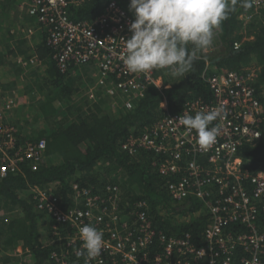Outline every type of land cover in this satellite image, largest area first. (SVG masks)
Wrapping results in <instances>:
<instances>
[{"label":"built area","instance_id":"2783aa9c","mask_svg":"<svg viewBox=\"0 0 264 264\" xmlns=\"http://www.w3.org/2000/svg\"><path fill=\"white\" fill-rule=\"evenodd\" d=\"M72 2L19 0L16 3L24 19L28 23L34 19L35 23L23 25V32L27 29L30 37L36 32L35 28L46 33L47 45L53 51L60 72L66 73L76 66L81 71L85 67H96L94 86L109 95L114 110L132 109L150 85L160 90L170 86L158 74L159 70L142 74L127 69L125 44L131 36L129 27L134 19L116 0L108 1L105 11L92 21L80 22L69 16ZM251 2L255 10L264 7V0ZM248 17L252 15L247 12L241 15L242 20ZM21 30L12 27L10 33L17 34ZM220 33L219 28L215 30L213 45L203 52V58L222 49ZM29 36L24 35V39ZM239 47L240 42H235L234 49ZM33 53L17 55L16 61L24 70L30 69L25 67L29 63L43 64ZM246 74L224 70L208 75L211 94L208 100H190L180 111L168 112L143 133L131 135L122 143V149L131 154L140 149L154 151L159 155L153 160L158 171L165 176L177 175L167 183L174 201L184 200L192 193L204 201L209 220L201 246L193 242L190 233L167 237L158 232L143 203L138 205L133 221L135 227L128 223L119 226V187L109 186L111 196L103 198L76 181L72 182L74 197L77 202L84 200V208L64 209L55 191L57 183L33 189L37 209L54 218L49 242L66 245L76 254L83 247L79 229L91 225L100 227L98 230L103 232L104 247L90 264H264V169L255 173L245 170L240 154L244 145L256 144L264 136V103L253 85L257 80L255 69ZM1 84L3 82L0 83V177L18 173L24 164L37 170L45 161L47 140L22 141L12 118L21 103L18 92L16 89L6 92ZM163 108H168L166 102ZM216 108L224 113L223 119L213 122L220 125L221 132L216 143L203 150L198 145L195 130H188L178 118L185 112L194 116L198 111ZM189 155L193 158L183 163ZM199 157H205L208 166L198 163ZM183 219L190 217L186 215ZM67 226L73 228V232L66 231ZM157 238L162 251H155L149 257L148 249ZM68 254L53 252L52 259L56 264H70ZM80 258L82 261L78 264H84V257Z\"/></svg>","mask_w":264,"mask_h":264},{"label":"trees","instance_id":"16d2710c","mask_svg":"<svg viewBox=\"0 0 264 264\" xmlns=\"http://www.w3.org/2000/svg\"><path fill=\"white\" fill-rule=\"evenodd\" d=\"M108 1L73 0L69 5V16L76 22L92 21L105 11ZM116 1L135 19L129 10L130 0ZM246 12L252 15L247 23L241 18ZM219 29L221 50L208 58H203L205 54L201 53L191 71L182 77H173L166 70H159L158 74L170 85L168 88L160 90L150 85L132 109L117 110L112 108L109 95L101 89L93 98L82 95L88 83L86 85V81L81 79L79 68L74 66L66 73L60 72L53 59V51L47 45L46 33L42 32L36 45L30 48L42 61L41 67L30 69L23 76V81L16 79L6 83L7 86L1 84L8 92V88L23 83L21 99L25 96L27 99L12 117L17 134L22 141L46 138L47 148L45 161L37 170L24 164L18 173L0 177V251L15 249L22 244L27 255L32 257V264H56L52 259L53 252L69 253L70 264L82 261L66 245L46 244L45 240L52 236L51 226L55 222L46 211L37 209L33 192L36 187L46 188L57 183L55 191L64 209L84 208L83 199L75 200L72 189L75 181L103 198L111 196L109 186L119 187V226L128 223L135 227L133 221L138 205L143 203L158 232L165 233L167 237L190 233L196 245L204 243L203 231L209 220L204 201L193 193L184 200L174 201L167 183L177 175L165 176L158 171L153 160L159 155L154 151L140 149L131 154L122 149V143L131 135L143 133L168 112L180 111L188 101L208 100L211 94L206 78L218 71L234 70L247 75L249 70L255 69L257 80L253 85L264 103V7L255 10L252 5L244 10L237 6ZM235 42H240L239 49H234ZM25 43V39H18L16 47L1 53L0 71L3 68L7 72L10 67H16L20 75L23 68L16 59L18 54H28ZM85 73L82 71L81 74ZM164 102L167 109L163 108ZM24 108L32 115L31 118L22 114ZM31 119L33 123L29 131L24 123H30ZM240 154L245 170L255 173L264 169V136L256 144L244 145ZM190 158L193 156H187L183 163ZM197 162L208 166L205 157H199ZM186 215L189 220L183 219ZM66 231L73 232V228L67 226ZM155 251H162L158 238L148 249L149 257Z\"/></svg>","mask_w":264,"mask_h":264},{"label":"clouds","instance_id":"9594fccd","mask_svg":"<svg viewBox=\"0 0 264 264\" xmlns=\"http://www.w3.org/2000/svg\"><path fill=\"white\" fill-rule=\"evenodd\" d=\"M239 6L252 7L251 0H130L129 10L134 14L130 24L131 36L126 39L124 63L132 73L166 70L173 77L190 72L198 53L213 45L214 33L229 13ZM220 108L187 112L178 120L188 130H195L201 149L208 150L220 135L223 119ZM83 247L77 257L90 264L101 255L103 232L91 225L79 229Z\"/></svg>","mask_w":264,"mask_h":264},{"label":"crops","instance_id":"0c3cea01","mask_svg":"<svg viewBox=\"0 0 264 264\" xmlns=\"http://www.w3.org/2000/svg\"><path fill=\"white\" fill-rule=\"evenodd\" d=\"M6 1L7 0H0V34L3 31L1 29L2 26L3 25L5 26L7 24L8 37L9 38L6 40V42L4 40H3V42H1L2 45H3V43H6V45H3V49H2L3 51L1 50V52L6 51L5 47L7 49H9L12 46L11 44L15 43L18 39H23V36H20L19 32H17V34H11L10 33V28L15 27V25H16L15 22H17V23L23 22V21H21V18H25L24 14L16 7V3L19 0H11V1H7V2ZM14 13H16L17 15L14 16ZM1 16L10 17L11 19H14V20H10L9 23H5L3 21V18H1ZM26 23H27V21H26ZM39 37H40V35H37L38 39H39ZM36 43L37 42L34 41L35 45H36ZM12 47H14V46H12ZM11 58L12 57L10 56V59ZM28 70H25V71H28ZM78 71L80 72L79 74H80L81 79L83 81H86L85 84L87 85V83H88V85H87L88 87H86V89H84L82 91V95L93 98L96 95V92L99 89H101V88H97L96 86H94V83H95L94 79L95 78L93 76H94V73L97 71V68L96 67H85L82 69V71H86L85 74H81L82 71L80 69H78ZM22 78H24V77H22ZM20 99H21V97H20ZM20 102L23 103L26 101L20 100ZM21 103H20V105H21ZM18 108H16L14 110V113H13L14 115L12 117L15 116V111L17 112ZM24 110H26V109L24 108ZM25 116H27V115H25ZM45 238H47V237L45 236ZM45 241H46V244L50 243L49 238L46 239ZM6 260H7V262H5ZM32 261H33L32 257L30 255H27V250L23 249L22 244H19L18 246H16L15 249H10L8 251H0V264H32L31 263Z\"/></svg>","mask_w":264,"mask_h":264},{"label":"rangeland","instance_id":"374dc122","mask_svg":"<svg viewBox=\"0 0 264 264\" xmlns=\"http://www.w3.org/2000/svg\"><path fill=\"white\" fill-rule=\"evenodd\" d=\"M17 14L16 13H14V16H16ZM255 15V14H254ZM1 18H3V21L5 22V23H9V21L10 20H14V19H11L10 17H6V16H1ZM251 18L252 17H248V19H245L244 21H245V23H247L248 21H250L251 20ZM21 21H23V22H15L16 23V25H15V27L17 28V27H20V29H22L21 30V32H19L20 33V36H23V39H24V35L25 36H29V32L27 31V29H25V33L23 32V25H34L35 23H34V21H30L29 23L27 22L26 23V19H21ZM9 28V27H8ZM35 28V27H34ZM3 31L1 32V34H0V55H1V53H4V52H1V50L3 49V45H6V43H3V45H2V43L1 42H3V40L6 42V40L9 38L8 37V29H7V24L4 26H2V28H1ZM36 29V32L35 33H32V37H30V38H26V43L24 44V46L25 47H28V52H30V53H33L31 50H30V48H32L33 46H34V41L35 42H38V38H37V35H40V37H41V34H42V32L40 31V30H38V28H35ZM24 34V35H23ZM12 46H15L16 47V44L15 43H12L11 44ZM11 46V47H12ZM20 47H22V45H19ZM5 49L7 50V48L5 47ZM3 51V50H2ZM2 56V55H1ZM24 56H27V54H25ZM18 57V56H17ZM9 58H7L6 60H8ZM11 61H13L12 59H11ZM14 61H15V59H14ZM13 61V62H14ZM3 67H10V65H4ZM25 67H31L30 69H32L33 67H41V65H37V63H35V64H33V63H29V65L28 66H25ZM29 69V70H30ZM41 69V68H40ZM28 70V71H29ZM28 71L26 72V71H24L23 69H22V71L19 73L20 75H18V71H16V67H10V69L6 72L3 68H1V71H0V83L1 82H3V83H5L4 84V86L6 85H8V84H6V83H8L9 81H12V80H20V81H23V76H25L27 73H28ZM25 79V78H24ZM16 80V81H17ZM19 84H21V85H19ZM19 84H17V86L14 88V86H13V88L14 89H16L17 90V92H18V99L20 100V97H21V92H20V87L22 86V84L23 83H19ZM13 88L12 89H7V90H9V91H11V90H13ZM26 99H27V97H24L23 99H21L22 101H26ZM23 115H27V116H31L32 117V115L31 114H28V112H27V110H25L24 111V113H22ZM30 117V118H31ZM31 122L30 123H28V124H25L24 123V127H26L29 131H31V126H32V123H33V121H32V119L30 120ZM20 124H22V123H20Z\"/></svg>","mask_w":264,"mask_h":264}]
</instances>
